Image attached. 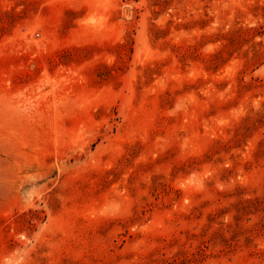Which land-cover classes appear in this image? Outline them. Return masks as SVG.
<instances>
[{
	"label": "rangeland",
	"instance_id": "1",
	"mask_svg": "<svg viewBox=\"0 0 264 264\" xmlns=\"http://www.w3.org/2000/svg\"><path fill=\"white\" fill-rule=\"evenodd\" d=\"M0 264H264V0H0Z\"/></svg>",
	"mask_w": 264,
	"mask_h": 264
}]
</instances>
